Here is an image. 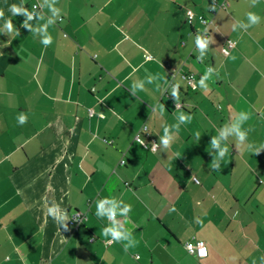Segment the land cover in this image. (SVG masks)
I'll list each match as a JSON object with an SVG mask.
<instances>
[{"label":"crops","instance_id":"0c3cea01","mask_svg":"<svg viewBox=\"0 0 264 264\" xmlns=\"http://www.w3.org/2000/svg\"><path fill=\"white\" fill-rule=\"evenodd\" d=\"M51 3L0 0V30L11 19L20 33L0 31V264H264V0H56L55 18ZM12 4L34 13V28L55 19L50 46L20 27L27 17ZM187 9L211 21L202 62L201 26L186 22ZM248 12L260 22L245 29ZM227 40L236 44L224 56ZM207 67L215 72L204 91ZM138 79L145 90L133 96ZM241 111L248 139L221 141L228 153L214 170L211 138ZM180 113L191 122L164 148L163 128ZM143 127L155 152L135 141ZM113 197L131 205L127 222L116 217L137 242L128 251L105 243L110 222L95 214L98 199ZM52 201L68 231L47 214ZM75 212L84 215L77 227ZM196 241L206 257L186 251Z\"/></svg>","mask_w":264,"mask_h":264},{"label":"clouds","instance_id":"9594fccd","mask_svg":"<svg viewBox=\"0 0 264 264\" xmlns=\"http://www.w3.org/2000/svg\"><path fill=\"white\" fill-rule=\"evenodd\" d=\"M257 0H252L253 5ZM56 4V0H52V3L50 4L49 8L50 11L53 14V18L59 17L60 10L57 9L54 5ZM17 6L16 4H12L8 7V11L14 15V16H20L24 15L27 17L26 20L22 22L20 25L21 28L28 30L29 32H32L33 35H36V33L40 34V42L45 47L50 46L52 44V36L48 33L47 28L55 23V19H49L46 24L41 25L38 28H34L29 21L33 19V16L27 11L26 8L22 6ZM189 16H193L192 12L188 13ZM0 18H4V11L0 9ZM247 24H243L241 22L242 28H248L250 26L256 25L260 22V17L253 13L248 12L247 13ZM238 26L235 24L233 26V30H236ZM0 31H3L4 33H15V35H19V30L14 27L11 19H5L4 21V28ZM205 32L207 29L204 30ZM229 44H232L234 46V42L229 41ZM194 44L199 52V55L197 56V60L202 62L204 59V56L208 50L209 46V39L206 35H202L200 33H197L194 37ZM225 55H227V51H225ZM235 59V57H233ZM133 71H136V69H133ZM215 72V69L212 67H207L206 71L204 72V75L199 80V87L203 89L204 91H207L209 88V85L207 81L213 76V73ZM149 83L152 82V78H149ZM172 89V97L174 100H179V84H171ZM137 90H145L144 89V82L142 80H136L133 82L130 93L131 95L135 96ZM178 107V105H177ZM158 109V111H157ZM153 112L157 113L162 117L165 112V107L162 104H157L153 107ZM103 118V116L101 117ZM250 118L249 114L247 112L241 111L239 113H236L234 115V118L231 120V122L227 125H225L221 130L219 131L218 136H213L211 138L210 144L213 150H215L216 158L212 160L211 166L212 168L219 169L220 168V160H222L225 155L228 153L227 146H222L221 141L227 140L229 136H234L236 138V141L240 145H244L248 139V131L243 130L242 126L243 124ZM192 117L190 115H186L184 113H180L178 115V121L179 123L174 125H165L163 128L164 135L160 138L159 145H163L164 148H168L171 144V142L174 140L175 136L178 135L180 125L184 123L191 122ZM27 116L23 113H21L18 116V122L22 125L26 123ZM174 128L175 132L173 134H170L169 128ZM197 139L200 138L199 133L196 134ZM139 140V138H137ZM139 143L141 145L145 144L144 140H139ZM157 143H153V151L159 146ZM247 149L249 151L254 152L255 154H258L261 149L257 148L253 143H247ZM131 211V205L125 204L123 201H118L116 198H103L98 199L96 201V216L97 218H107L110 222V226L104 227L102 229V235L104 237H110V239L106 240V243L111 245L113 243H122L124 250L128 251V249L133 248L136 246V240L133 238L132 233L125 228V222H127L128 213ZM170 211H176L175 208H172ZM47 214L51 216L55 222H57L61 228H63L65 231H68V225L67 222L69 221L68 215L66 210L61 209L59 204H57L55 201H52L47 206ZM117 215L125 217V222L118 221L116 219ZM193 249V245H188V250L191 251ZM199 254L201 257H204L207 255V249L204 248L203 244L201 243L199 245Z\"/></svg>","mask_w":264,"mask_h":264},{"label":"built area","instance_id":"2783aa9c","mask_svg":"<svg viewBox=\"0 0 264 264\" xmlns=\"http://www.w3.org/2000/svg\"><path fill=\"white\" fill-rule=\"evenodd\" d=\"M214 5L217 6V8H225V7H226V2H220V3H218L217 1H215V2H214ZM34 9H35V10L38 9V5H37V4H34ZM189 12H192V13H193V16H189V15H188ZM211 12H212V13H215L216 11H215V10H212ZM31 15L34 17V13H32ZM185 17H186V18H185V19H186V22H187L190 26H193L195 23L199 24V25L201 26V28H200V30H199L198 33H200V34H202V35H206L207 38H208V36H209L208 26H209V24H210V22H211L210 20H208V19H207L204 15H202V14H196V13H194V11L191 10V9H187V10H186ZM205 29H207L206 32L204 31ZM229 41H232V40H227V41L225 42V46H224L223 49H222V53H223L224 56L229 55L230 50H231V49L235 46V44H236L234 41H232V42H234V46H233L232 44H229V43H228ZM225 51H227V55H225ZM146 58H150V56H147ZM183 78L186 80V83H187L188 86H190V87L193 86V83H194V76H193V74H191V73H186V74L183 75ZM146 129H147L146 127H143V128L141 129L140 133L136 135V137H135V141H136L137 143H139V140H144V139L142 138V133H144V132L146 131ZM141 132H142V133H141ZM137 138H139V140H138ZM144 141H145V140H144ZM153 143H156L155 140H150V141H148V142L145 141V144L142 145V146H143L145 149L149 150V151L155 152V151L157 150V148L155 149V151H153ZM139 144L141 145V143H139ZM120 164H124V160H121V161H120ZM71 219H72V223H74V224L76 225V227H77V226H78L80 223H82V221L84 220V215H83L82 213H80V212H75V213L72 215ZM90 241H95V237H91V238H90ZM105 243H106V241H105ZM201 243L203 244L204 248L207 249V254H208V248H207V246H206L203 242H201V241L187 242V243H185V249H186V251H187L189 254H191V255H195V256H197V257H199V258H203V257H201L200 254H199V245H200ZM106 244H107V243H106ZM189 244L193 245V249H192L191 251L188 250V245H189ZM107 245H109V244H107ZM206 256H207V255H206ZM206 256H204V257H206Z\"/></svg>","mask_w":264,"mask_h":264}]
</instances>
